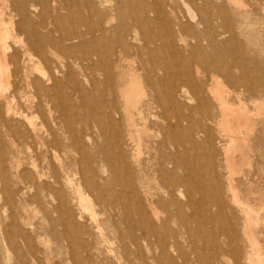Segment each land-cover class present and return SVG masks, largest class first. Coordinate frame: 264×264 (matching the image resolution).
Segmentation results:
<instances>
[{
	"label": "rangeland",
	"instance_id": "1",
	"mask_svg": "<svg viewBox=\"0 0 264 264\" xmlns=\"http://www.w3.org/2000/svg\"><path fill=\"white\" fill-rule=\"evenodd\" d=\"M68 1H73L69 9L70 13L68 9L63 8L62 3L58 11L54 13L61 16V24L64 28L72 27L81 32H87L89 27L99 25H106L111 29L115 27L119 20L114 6L120 7L124 4V21L130 22L129 15L137 13L141 3L152 6L153 1H163L164 8L169 9L164 16L171 17V21L162 19L160 24L150 25L152 33L156 32L160 37L157 42L160 48L155 49L151 46L149 55H143L144 62L163 63L176 73L183 69L187 61L201 67L206 63L219 64L223 67L232 66L239 61L243 68L242 71L236 67L231 68L234 79L222 70L213 72L219 78L218 80H221L223 88L228 92L231 91L232 99L237 97L236 94H240L244 103L243 108L247 110L246 124L242 122L238 132L233 134L241 139L238 147L233 149L230 147L227 152L225 151L226 153L222 151V148L229 143L230 134L221 138L216 124L220 119L218 103L217 101L215 103L209 95H204L205 97L199 102V113L194 116L198 122L195 128L198 138H196L194 152L196 161L192 163L188 159L189 163L186 165L189 169L192 166L196 169V175L193 178V194L190 197L183 188L178 195L177 192L176 194L173 192L181 205H172L169 201L174 197L162 196L163 189H159L151 178V190L158 194L155 199L160 201L161 218L160 220L151 218L147 210L150 227L147 223L141 226L136 225V227L132 225V227L122 220L123 215L119 210H114L115 213H113V210H107L105 206L106 202L112 200L114 193L120 189L118 179L132 178L133 174L136 175L133 172V170L136 171V166L132 162L134 147L129 145L127 140V126L123 117L117 81L112 82V92L106 93L100 83V73L88 70L86 63L81 60L85 50L97 49V43L93 42L88 34H84L83 42L78 39L72 41L73 49L68 48L69 43H65V49L56 54L61 57V52L66 55L69 52L78 59L70 66H64L62 60L57 61L55 56L47 52L49 59L54 61L53 67H56L54 70L57 79L55 84L53 81L49 83L42 75L47 76L49 73L48 67L44 64L40 65L41 71L35 69L31 71L29 81L36 77L38 81L46 84V87L55 85L56 110L52 109L51 117L53 118L52 129L55 132L56 145H58V158L62 160L64 155L63 145L71 143L74 149L69 154L74 158V162L71 164L73 171L70 179H72L73 186H80L83 192L89 195L91 200L93 199V207L98 218L102 219L101 227L107 229L103 231L109 234L108 238L111 240V248L115 250L114 254L122 257L121 261H125L124 258L133 259L130 261L131 264L139 262V264H178L181 259L175 253L174 247L166 257L160 259V249L156 245L157 241L164 236L167 238L173 232H178L177 240L180 250L192 259L195 250L198 264H205L204 259L212 255L213 264H264V0H239L238 5L229 3L227 0H187L195 9L197 21L201 18L211 19L213 25L206 23L194 25L188 22L182 9L175 4L176 0H107L111 1L107 4L108 6H103L102 2L99 3V1L106 0ZM79 1L90 2L85 5ZM111 4L114 6L110 8ZM1 5L2 0H0ZM29 13L34 24L35 16L33 12ZM108 14H112L116 19L106 24L105 17ZM149 16L153 17L150 14ZM211 27H213L212 30H210ZM167 31L171 34H167ZM222 32L225 34L217 35ZM140 33H145V31L141 29ZM210 33L213 35L212 41L208 40ZM97 36L100 37V35ZM7 42L12 50L21 54L19 44L14 43L11 38H8ZM131 57L129 60L133 61L135 57ZM33 58L36 61V57L33 56ZM24 62L21 63V67L24 66ZM27 66L32 65L27 63ZM22 73L21 70L19 76ZM242 73L244 79L248 80L246 87L237 80ZM257 74L261 75L259 81H255ZM172 81V78L163 80L161 83H155V87L158 90L166 89ZM250 84L255 86L254 90L248 89ZM15 86L18 93L23 92L29 99L34 100L36 93L32 89L25 88L23 76L18 78ZM206 88L207 84L201 86L203 92ZM161 98L165 103L163 96ZM16 102L21 104L23 99L18 96ZM180 102L182 109H172L177 115L185 113V103L188 102L187 105L198 104L194 99L190 101L181 99ZM109 106L112 108H108ZM203 111L208 113L207 117ZM48 114L47 109L43 113L30 111L28 118L40 124L43 117H46L49 123ZM153 114L155 116L149 115V117L150 121L154 122L150 126L153 135L151 144L154 148L164 139V134L155 125L157 122H163V118L159 117L161 109H153ZM186 125H182V131L177 128L172 135L176 142H182L185 149H189L190 144L184 138V134L188 135L190 131ZM40 128L43 132L44 128ZM116 136H119L123 143L116 144ZM2 139L0 138V144L5 143L8 148L7 156L12 153L16 154V150H22L19 154L22 161L17 168L19 173L15 175L16 178L13 176L15 168L11 167V161L7 160L4 163L12 197L8 196L11 198L10 205L5 199L6 196H4L0 182V264H114V260L108 261L102 257L103 252L98 251L97 253V249L94 248L96 246L94 230L87 225L90 221V213L80 209L77 195L70 188H63L59 193L64 195L65 202L58 203L56 194L52 193L53 196H51L48 189H41L39 184L33 183L36 176L33 170V160L28 157V148L19 142H16L14 147L10 146L4 137ZM228 146H231L230 143ZM85 156L90 159L88 162ZM51 157L48 154L41 164L39 161L34 163L39 165L38 169L42 172L45 170L48 173L59 172L58 159L56 161ZM157 157L158 154L156 155L154 150H151L149 156L147 153L142 155L143 166L148 163L147 158L148 160L150 158L147 167L145 166V171L150 177L153 176L152 169L155 167ZM102 158L105 161H102ZM42 181L49 183L50 179L48 176H43ZM56 191L58 188L54 186V192ZM35 194L42 198L38 200ZM190 199L194 202L193 206L187 202ZM126 201L130 207L127 208V214L132 218L130 221L136 222L138 215L134 213L133 200L128 194ZM164 206L173 213L166 227L161 226L162 219L166 217ZM119 214L120 217H118ZM107 217L109 220L106 219ZM128 226L131 227L130 230L137 242L133 241L134 239L127 232ZM169 243L166 245L167 248ZM134 244L137 245V249L134 248ZM135 251L138 253L136 254Z\"/></svg>",
	"mask_w": 264,
	"mask_h": 264
},
{
	"label": "bare ground",
	"instance_id": "2",
	"mask_svg": "<svg viewBox=\"0 0 264 264\" xmlns=\"http://www.w3.org/2000/svg\"><path fill=\"white\" fill-rule=\"evenodd\" d=\"M227 1L229 3H235L237 5L239 3V0ZM72 2L73 1L68 0H2V5L0 6V138L2 139V137H4L6 143L8 142V145L10 144V146L12 145L14 147L15 143L19 142L20 144L28 148V157L33 160V170L36 176V180H33V183H35L36 185L39 184V188L41 189H48L51 196H53V194H56L58 203L65 202L64 195L59 193V191H62L63 188H70L77 195L80 209L90 213H88L90 221L87 225L90 226L92 230H94V243H96V246L94 248L97 249V253L98 251H100L101 253L103 252L104 255L101 254L103 255L102 257L108 259V261L114 260L117 264H131L130 261H132L133 259L129 260L128 258H124L125 261H121L122 257L114 254L115 250L110 246L111 240L108 238L109 234L107 235L103 231L107 229H103L101 227L102 219L98 218V214L93 207V199L91 200L90 196L86 195L80 188V186H73L70 175L73 171L71 168V164L74 162V158L69 153L74 148L71 143L63 145L62 151L64 152V155L61 158L62 160L58 158V145H56V136L55 132L52 129L53 118L51 117L52 109L56 110L55 99L57 94L54 90L55 85L46 87V84H44L42 81H38V78L36 77L33 78V80L31 79L29 81L28 78H30L31 71L34 69L36 71H41L40 65L44 64L48 67L49 73L47 76L46 74L42 75H44L45 79L47 78L49 83L50 81H53V83L55 84V81L57 79L54 70L56 67H53L54 61L49 59V57L47 56V52L50 55L52 54L53 56H55L57 61L62 60V64L64 66H70L78 59L73 57L69 52L67 55L61 52V57L56 54V52H60L62 49H65V43H69L68 48H72V41L78 39L80 42H83L85 38L84 34L90 35L93 39V42L97 43V49L85 50L81 60L86 63V68L88 70H90L91 72L97 71L100 73V83L104 87V90H106V93L109 94L110 92H112V82L117 81L119 85L117 90L120 100L122 101L123 117L126 121L127 126V140L128 144L134 147L132 162L133 165L136 166V171L133 170L136 175L133 174L132 178L128 180L124 178L118 179V186L120 187V189L114 193V195L112 196V200H108L106 202L105 206L107 210H113V213H115L114 210H119L121 212V215H123L122 220L125 223H129L130 226L135 225L134 227H136V225L141 226L147 223L148 227H150L147 210H149L151 218L155 220H160L161 218V212L159 213V211L161 210L159 208L160 201L155 199V196H158V194L152 192L151 190V178L159 189H163L162 196L174 197L173 192H175V194L177 192L178 195V192L180 193L182 191V188L185 189L187 193H189L190 197L193 194V178L196 175V169L195 166H192V168L189 169L186 165L189 163L188 159L192 163H195L196 161L194 152L198 138L196 137L195 128L197 127L198 122H196L194 116L199 113V102L205 97L204 95H209V97H212L214 99L213 101L215 103L216 101L218 103V109L220 110V119L217 120L216 124L219 128V135L221 136V138H224L228 134H230V139L228 142L231 146H228L229 143L227 144L226 142L225 144H227L228 147L224 146L222 148V151L227 152L230 147H232V149L236 146L238 147V142H240L241 139H238V137L233 134H236L238 132L241 123L245 122V119L248 118L247 110L243 108L244 103L240 98V94H236L237 97L232 99V93H230L231 91L228 92L223 88L221 84L222 82L220 83L221 80L219 81V78H217V76L213 72L222 70L223 72L227 73L231 79H234L231 68L236 67L239 70L241 69V71L243 70V68L242 65H240L239 61L235 62V64L232 66L224 67L219 66V64L213 65L210 63H206L201 67L197 64L187 61L183 65V69L176 73L163 63H158L157 61L144 62L143 55H149L148 52L151 46H154L155 49L160 48V45H157L160 37L156 32L152 33L153 31L150 30V25L160 24L162 19L166 21L171 19V17L164 16V14L166 15L168 13L169 9L164 8L165 3L163 1H153L152 6H147L146 4L141 3V6L137 10V13L129 15L130 22L124 21V4H120V7H116L114 6V4H111L110 8L114 6L117 12V18L119 20L116 26L112 29L111 27H107L106 25L89 27L87 29V32L77 31L72 27L68 29L64 28L61 24V16L55 15L54 12H57L61 5L63 6V8L69 10L71 8ZM79 2L87 5L90 1ZM101 2L104 3L103 6H108L107 4L111 3V1L107 0L99 1L100 4ZM175 4L177 5V7L179 6L182 9L185 17L188 19V22H190L191 24L198 25L200 23H206L207 25H213L211 19L201 18L199 21H197L195 9L187 0H176ZM30 11L33 12L36 19L34 24L29 17ZM68 13H70V10ZM149 14L153 17H150ZM105 18L106 24L116 19L112 14H108ZM173 18H175V16H173ZM79 19H82V17H79ZM141 29H143L145 33L141 34ZM212 29L213 27L210 28V30ZM168 31L167 34H171ZM95 32H98V34H95ZM222 34H225V32H222L220 34L217 33V35L219 36ZM97 35H100V37ZM8 38H11L14 43H17V45L19 44L21 46L20 55L17 53V51L12 50L11 46L7 42ZM208 40H213V35L211 33L209 34ZM140 42L142 43L140 44ZM33 56L36 57V61L34 60ZM131 56L135 57L133 61L129 60L130 58H132ZM22 62L25 63L23 67H21ZM27 63H30V65L32 66L28 67ZM242 64H244V61H242ZM21 70L23 73L19 76ZM22 76L25 80V88L27 90L32 89L36 93L34 100L29 99L26 95L23 94V92L18 93L15 83L18 81V78ZM169 78H172L173 81L172 83L167 85L168 87L166 86V89L158 90L155 87V83H161L163 82V80H167ZM255 78V81H259L261 79V75L257 74ZM237 80H239L241 84H244L246 87L248 80L244 79L243 73ZM209 81L210 83L208 84ZM206 84L207 88L203 92L201 86ZM248 89L254 90L255 86L250 84ZM18 96H20V99H23V102L21 104H18L16 102ZM162 96L165 99V103L162 102ZM181 99H186L189 101L194 99L198 104L187 105L188 102L185 103V113L177 115L172 109L183 108L182 103L180 102ZM108 108L112 107L109 106ZM156 108L161 109V114H159V117L163 118V122H157L155 125L159 128V131L164 134V139L158 142L153 148V144H151L153 135L150 130V126L154 124V122L150 121L149 115L155 116V114H153V109ZM46 109L49 113V123L46 117H43V121L40 124L34 123V119L31 120L32 118H28L30 111H40L43 113ZM205 112L203 111V113L206 114L207 117L208 113ZM108 114V116L111 117V114ZM13 121H15V123H12ZM184 124H187L186 127H188V129L190 130L188 135L187 133H185L186 135L184 134V138H186L188 143L190 144L189 149H185V147L182 145V142H176V139L173 138L174 135H172L177 128L182 131V125ZM40 127L44 128L43 132ZM116 138V144L123 143L119 136H116ZM4 145L0 144V182L2 184L4 196H6L5 199L11 205V198H8V196L12 197V190L9 189L7 181L8 176H6L4 170V163L7 160L11 161V167L15 168V173L13 175L15 177V175L19 173L17 172V168L22 161L19 155L20 153H22V150H16V154L12 153L7 156L8 148H6V145ZM143 149H145L147 152H144ZM151 150H154L156 155L158 154V159L155 162V167L152 169V177H150L149 174L145 171V166L147 167L150 158L149 160L147 158L148 163H146L145 166H143L141 161L142 155L144 156V153H147L149 156ZM48 154L52 156L51 159L55 158L56 161L58 159L59 172L48 173L46 170L42 172L38 169L39 165L34 163L35 161H39V163L41 164L42 161L46 159ZM84 158L87 159V162L90 160L86 156ZM102 161L105 160H103L102 158ZM1 165H3L2 168ZM43 176H48L50 182L46 183L45 181H42ZM21 179L22 178L20 177V180ZM53 185L58 188V191L54 192ZM50 187H52L53 189H51ZM127 194L133 200L134 213L138 215V220L133 223L130 221L132 218H130L127 214V208H130L126 201ZM35 195L38 200L42 198H40V195L38 194ZM178 200L179 199L177 197H174V199L170 200L169 203L175 206H180L181 204ZM187 202L190 204V206L194 205V202L191 199L187 200ZM164 212L166 213V217L161 221L162 227H166L168 224V220L173 217V213L169 209L166 208ZM118 217H120V214ZM108 218L109 217H107L106 219ZM117 222L119 221L117 220ZM130 228L131 227L128 226L127 232L134 239L132 240L137 242ZM178 234V232H173L169 237L166 238L164 236L159 241H157L156 245L159 247L161 255V257L159 258L163 259L164 257H166L168 255V252L174 247L176 250L175 253L178 254V257L181 259L180 262L178 261V264H198V256L196 255L195 250L193 251V259L192 257H187L182 253L178 246ZM118 238H120V236ZM168 242L170 243L167 248L166 245ZM91 243L92 242H90V244ZM126 244L128 243L126 242ZM136 246L137 245H135L134 248H136ZM125 248L128 249L127 247ZM151 250L153 251V249ZM121 252H123V250ZM135 252L136 254L138 253L137 251ZM118 254L121 255V253L119 252ZM72 259L74 261V258ZM204 263L213 264V255L208 259L205 258Z\"/></svg>",
	"mask_w": 264,
	"mask_h": 264
}]
</instances>
